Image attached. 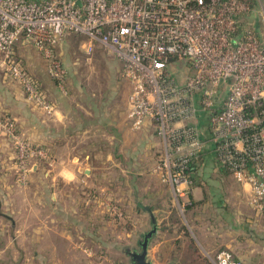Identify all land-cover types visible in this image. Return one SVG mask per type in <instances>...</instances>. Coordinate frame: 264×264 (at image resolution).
<instances>
[{"label":"built area","instance_id":"1","mask_svg":"<svg viewBox=\"0 0 264 264\" xmlns=\"http://www.w3.org/2000/svg\"><path fill=\"white\" fill-rule=\"evenodd\" d=\"M250 13L248 0H0V64L26 100L50 114L14 47L23 42L36 49L64 93L67 72L54 49L68 35L83 37L86 57L101 48L120 63L130 87V126L153 128L162 146L155 171L174 188L176 205L179 186L195 184L194 165L208 144L219 166L248 185V202L261 214L264 40L250 28ZM1 136L14 149L16 182L26 187L36 163L52 155L22 137L9 116L0 115ZM213 260L241 264L226 251Z\"/></svg>","mask_w":264,"mask_h":264},{"label":"rangeland","instance_id":"2","mask_svg":"<svg viewBox=\"0 0 264 264\" xmlns=\"http://www.w3.org/2000/svg\"><path fill=\"white\" fill-rule=\"evenodd\" d=\"M248 1L251 7L248 17L250 28L264 40V0ZM84 42L85 39L81 36L68 35L60 43V48L59 45L55 47L54 53L67 72L63 91L65 97L70 98L77 105L75 111L73 107L71 114L79 120L88 117V120L94 123L93 130L95 128L97 130V127L101 129L103 125L104 114L110 119L112 116L117 118L127 114L123 107V97L129 96L130 87L121 77L120 63L113 56L101 48H96L90 57H86L83 52ZM19 44L20 42H17L14 47L16 59L40 89H43L45 80L56 85L48 75L43 56L30 45L21 50ZM180 76V78L183 77ZM39 110L49 115L42 109ZM114 142L115 137L112 146ZM122 148L120 153L123 152V155L119 154L120 161L114 158L113 163L120 169L109 170L111 176H108L105 181L102 178V183L97 186L95 197L87 198L85 194L89 196L90 193L85 188L79 190L81 198L76 197L74 187H67L62 191L57 205L53 207L45 205L43 211L46 214H52L58 233L44 231L42 216L37 221L28 218L27 212L31 206H27L25 210L20 209L19 224L22 232L16 235L18 239L15 244L8 243L11 234H0V264H131L129 253L139 251L137 241L151 228L149 217L145 212L138 211L137 206H149L156 221L161 219L163 213L174 211L176 202L174 188L162 182L155 168L154 172L158 178L149 175L139 178L134 176L135 171L130 170L132 176L125 174V179L118 181L117 175H122L130 161L129 154L134 156L136 151V148L133 151L125 146ZM44 163L46 162H39V166L46 170ZM102 166L103 169L108 167L107 164ZM103 169L99 173L108 172ZM143 173L146 172L143 171ZM18 187L27 189L28 185L27 187L18 185ZM156 192L158 193L156 198H152L150 193L156 194ZM227 204L228 209L225 210L224 216L220 219L219 217L208 219L212 220L210 223L214 222V226L220 220L223 226L222 239L225 240L222 246L209 250L199 244V247L195 246L198 256L188 250L179 255L169 245L170 231H166L168 238L164 240V244L155 249V253L151 252L153 261L156 264H214V256L221 251H226L235 259H240L242 264H264V211L257 214L249 202L245 201L240 204L239 210L243 217L238 219L233 215L236 203L230 200ZM114 205H117L119 212L125 216L119 222L111 218L115 217L111 212ZM182 216L181 222L188 223V215L183 213ZM241 221L245 225L244 230L238 228ZM206 222L207 219H200L196 227H201ZM32 224L33 229L38 232H30L29 226ZM187 239L186 237L183 239L184 246L187 245ZM238 239H240L239 243ZM158 240L154 237L153 243ZM239 247L244 248V259L237 254Z\"/></svg>","mask_w":264,"mask_h":264},{"label":"crops","instance_id":"3","mask_svg":"<svg viewBox=\"0 0 264 264\" xmlns=\"http://www.w3.org/2000/svg\"><path fill=\"white\" fill-rule=\"evenodd\" d=\"M19 45L22 50L28 44L22 42ZM42 91L52 107V113L49 115H45L27 102L22 89L4 73L0 64V115L12 117L17 122L22 137L46 147L52 155V160L43 164L46 170L41 169L39 163L33 167L29 175L28 188L21 189L15 179L14 149L8 139L4 136L0 137V234H11L8 243L12 245L18 239L16 235L22 232L19 217L21 210H25L27 206H31L27 212L28 218L37 221L42 216L44 231L58 233L52 214H46L43 210L46 204L52 207L57 205L64 188L74 187L76 197L81 196L79 190L85 188L91 194L89 196L85 194L87 198L95 197L97 186L102 183V178L105 181L108 176H111L109 170L111 168L113 171L120 169L113 163L114 158L120 161L119 154L123 155V152H120L124 146L132 149L131 151L136 148V151L134 156L129 154L130 161L122 175H117L118 181L125 179V174L132 176L130 170L135 171L134 176L139 178L144 175L156 177L154 168L157 156L162 150L161 143L154 136L150 124L136 131L131 128L127 114L117 118L112 116L111 119L104 114L105 119H102L101 129L97 127V130L96 128L93 130L94 123L88 120V117L79 120L71 114V110L74 107L75 111L77 105L70 98L65 97V94L60 92L54 83L45 80ZM127 96L123 97V107L126 113L128 111ZM114 137L115 142L112 146ZM208 137V132H206L204 138L207 140ZM120 144H122L121 147ZM129 149L128 153L131 152ZM104 164L108 167L103 169ZM194 166L196 169L195 184L189 187L180 185L176 209L163 213L160 220H154L156 233L150 240L147 250V258L151 264H156L151 252L155 253L154 250L164 244V240L168 238L166 231H170L169 245L179 255L186 251L188 246V243L186 246L183 245L186 235V238L190 239L196 247L200 244L205 249L213 250L214 247L225 243L221 233L223 226L220 220L214 226V222L210 223L212 220L208 219L215 217L220 219L224 216L230 200L236 203L233 215L238 219L243 217L239 211L240 204L248 201L249 187L234 181L219 166L212 146L207 144ZM102 169L108 172L99 173ZM26 190H29L28 193ZM150 194L152 198H156L158 193ZM180 207H182L181 212ZM137 210L147 214L152 227L154 215L151 208L143 205L137 206ZM183 213L188 215V223L181 222ZM200 219H207V222L201 227H196ZM33 226V224L29 226L30 232H38L33 229ZM238 228L245 229L242 221ZM154 237L159 240L153 243ZM237 242L239 243L240 239ZM243 249L239 247L237 251L242 259L245 258ZM238 260L241 262L240 259Z\"/></svg>","mask_w":264,"mask_h":264},{"label":"water","instance_id":"4","mask_svg":"<svg viewBox=\"0 0 264 264\" xmlns=\"http://www.w3.org/2000/svg\"><path fill=\"white\" fill-rule=\"evenodd\" d=\"M156 233V225L154 219H152V227L149 231L143 233L138 241L139 251L130 252L131 264H151L147 258V250L150 240Z\"/></svg>","mask_w":264,"mask_h":264},{"label":"trees","instance_id":"5","mask_svg":"<svg viewBox=\"0 0 264 264\" xmlns=\"http://www.w3.org/2000/svg\"><path fill=\"white\" fill-rule=\"evenodd\" d=\"M39 162H37L36 164H38ZM91 195V194H90ZM117 206V205H116ZM115 205H114V207L117 209V207H116ZM119 209V208H118ZM117 209V211L119 212V210ZM264 211V210H263ZM120 214H122L121 215V218H118V219H116L115 217H111L112 219H114L115 221H117V222H119V221H121V220H123L124 218H125V216L123 215V213H120ZM186 237H187V235H186ZM187 243H188V246L186 247V250H188V251H190L192 254H194L195 256L197 255L198 256V251H197V249L195 248V245H194V243L190 240V239H187ZM198 258V257H197Z\"/></svg>","mask_w":264,"mask_h":264},{"label":"flooded vegetation","instance_id":"6","mask_svg":"<svg viewBox=\"0 0 264 264\" xmlns=\"http://www.w3.org/2000/svg\"><path fill=\"white\" fill-rule=\"evenodd\" d=\"M137 243H138V241H137Z\"/></svg>","mask_w":264,"mask_h":264}]
</instances>
